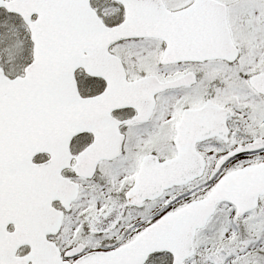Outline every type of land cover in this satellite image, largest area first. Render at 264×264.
<instances>
[{
	"label": "snow or ice",
	"instance_id": "1",
	"mask_svg": "<svg viewBox=\"0 0 264 264\" xmlns=\"http://www.w3.org/2000/svg\"><path fill=\"white\" fill-rule=\"evenodd\" d=\"M0 264H264V0H0Z\"/></svg>",
	"mask_w": 264,
	"mask_h": 264
}]
</instances>
